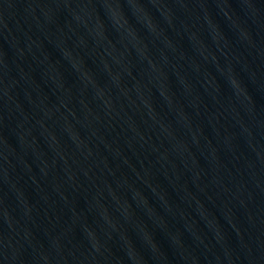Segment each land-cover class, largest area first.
I'll return each instance as SVG.
<instances>
[{"label": "water", "instance_id": "1", "mask_svg": "<svg viewBox=\"0 0 264 264\" xmlns=\"http://www.w3.org/2000/svg\"><path fill=\"white\" fill-rule=\"evenodd\" d=\"M0 264H264V0H0Z\"/></svg>", "mask_w": 264, "mask_h": 264}]
</instances>
